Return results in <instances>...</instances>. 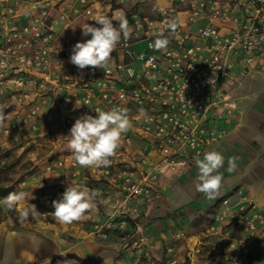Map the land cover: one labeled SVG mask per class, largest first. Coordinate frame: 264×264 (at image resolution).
<instances>
[{"label":"built area","instance_id":"built-area-1","mask_svg":"<svg viewBox=\"0 0 264 264\" xmlns=\"http://www.w3.org/2000/svg\"><path fill=\"white\" fill-rule=\"evenodd\" d=\"M96 1L109 5L111 18L126 16L121 7L112 6L114 0H0V105L10 113L0 125V144L25 139L29 130L39 128L38 119L46 131L70 130L75 119L94 116L97 108L126 107L132 127L120 145H132L135 136L145 138L158 153L157 161L149 167L118 163L84 168L75 164L72 153H64L45 164L43 177L50 184L49 173L66 165L73 183L87 188L92 175L112 178L114 193L99 189L111 208L100 215L96 202L95 214H85L92 234L120 238L141 264H174L173 259L152 257L153 239L140 226V202L151 197L158 174L182 168L204 145L223 135L217 125L235 108L225 85L264 54V0H170L155 16L132 14L135 30L117 45L108 72L80 70L70 63L72 48L82 35L80 25L97 26ZM173 20L174 31L169 28ZM158 33L169 41L163 50L154 47ZM141 110L150 119L145 121ZM52 185L32 195L52 206L64 192ZM221 203L205 229L219 237L207 263L264 264V212L243 198L235 209L242 233L232 237L218 226L230 208L227 198ZM53 211L51 207L45 212ZM253 242L260 251L249 258Z\"/></svg>","mask_w":264,"mask_h":264},{"label":"crops","instance_id":"crops-1","mask_svg":"<svg viewBox=\"0 0 264 264\" xmlns=\"http://www.w3.org/2000/svg\"><path fill=\"white\" fill-rule=\"evenodd\" d=\"M93 4L97 16L110 17V8L105 1ZM111 4L113 7H121L131 24L130 15L155 16L159 10L170 5V0H114ZM24 20L25 17H22L20 22ZM53 27L61 28L60 24H54ZM87 39L90 38L81 35L78 42ZM136 45L139 47L142 43ZM225 88L235 108L217 125V128L224 130L223 135L204 145L182 168L158 174L151 197L140 202V226L153 239L151 254L155 260L173 259L174 264H196V253L206 251V256L212 254L213 243L219 237L205 232V229L214 214L223 207V198L228 199L230 208L218 226L228 230L232 237H239L242 233L239 220L236 218L234 221L232 218L236 215L237 203L243 198L252 201L255 209L264 212V54L251 63L242 76L230 79ZM69 115L77 118L75 112L70 111ZM38 125L36 131L27 132L25 139H5L0 147L17 144L23 148L32 143L43 145L41 142L49 140L45 138L48 134L56 135L48 144L55 147L61 144V137L70 131L65 127L46 131V125L41 119H38ZM212 149L220 152L225 162L219 170L223 176L219 195L209 200L195 189L198 175L195 159L202 158L206 151ZM232 158H236V167L229 172L228 161ZM158 159L159 155L150 141L135 136L132 145H120L110 158V164L115 166L128 163L149 167ZM48 161L45 160L33 172L20 179L22 182L14 185L16 190L36 194L41 188L53 184V188L65 191L75 180L70 174L71 169L65 165L61 170L49 173L53 179L50 185L43 177V169ZM89 182V189L99 192L102 188L105 193L116 191V183L110 177L92 175ZM96 202L100 205V215L111 208V204L100 195ZM23 207L24 204L17 209L20 211ZM88 213L95 214L93 210L85 214ZM90 229V221L86 218L71 224H61L54 215L48 219L38 216L34 220L16 221L0 205V264H57V261L63 260L73 261L74 264L142 263L131 247H123L120 238L113 235L102 239L93 235ZM178 230L183 232V236L175 235ZM259 251L257 242H253L249 258H255Z\"/></svg>","mask_w":264,"mask_h":264},{"label":"clouds","instance_id":"clouds-1","mask_svg":"<svg viewBox=\"0 0 264 264\" xmlns=\"http://www.w3.org/2000/svg\"><path fill=\"white\" fill-rule=\"evenodd\" d=\"M94 26L84 23L81 26L82 35L91 36L83 42H77L71 51L70 63L78 69L91 68L108 72L111 69L112 53L121 40H128L134 32V25H131L123 14L115 19L100 15L95 20ZM177 21L169 22V28L175 30ZM169 43L163 33L156 34L154 47L163 50ZM5 107L0 105V124L9 119L10 113H5ZM141 115L147 121L150 119L146 112L141 110ZM132 121L126 107L114 106L108 110L97 108L95 115H82L75 119L69 134V148L76 165L84 168L108 166L110 158L120 147L124 135L131 129ZM235 159L228 161V171L235 169ZM224 156L212 149L203 154L202 158L197 157L195 164L198 169L195 189L202 193L206 199L213 200L219 195L223 185V176L219 170L224 166ZM97 190L89 189L81 183L69 184L63 192L62 197L52 201L54 211L51 212L61 224H71L82 220L85 213L96 207L99 196ZM35 197L32 192L15 191L10 192L6 197L0 199V205L8 210H15L19 205L24 204L20 209L21 221L31 216L37 218L41 213L31 203L25 204ZM65 255V254H61ZM57 264H74L73 261H57Z\"/></svg>","mask_w":264,"mask_h":264},{"label":"rangeland","instance_id":"rangeland-1","mask_svg":"<svg viewBox=\"0 0 264 264\" xmlns=\"http://www.w3.org/2000/svg\"><path fill=\"white\" fill-rule=\"evenodd\" d=\"M65 136L59 140V144H61L55 147L48 145L51 139L56 138L54 134L45 135V138L49 140L41 142L43 145H33L32 143V145H25L23 148H20V145L17 144L0 147V186L18 184L20 179L33 172L45 160H51L59 154L72 153L69 148V137ZM27 203L36 206L38 212L41 213L40 217L48 219L51 216V214L45 212L47 209L53 207L50 204L39 202L36 198L25 202V204ZM8 213L13 216L14 220H21L18 209L8 210ZM27 219L34 220L31 216ZM233 219L235 221L236 215ZM196 255V264H206V251L198 252Z\"/></svg>","mask_w":264,"mask_h":264},{"label":"trees","instance_id":"trees-1","mask_svg":"<svg viewBox=\"0 0 264 264\" xmlns=\"http://www.w3.org/2000/svg\"><path fill=\"white\" fill-rule=\"evenodd\" d=\"M17 191L14 185L11 186H0V197L2 196H7L10 192H15ZM205 261L207 263V256H205Z\"/></svg>","mask_w":264,"mask_h":264}]
</instances>
